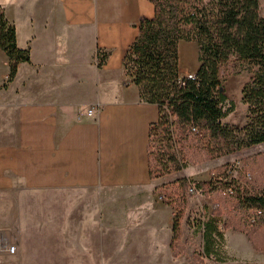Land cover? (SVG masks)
I'll use <instances>...</instances> for the list:
<instances>
[{
	"label": "crops",
	"instance_id": "0c3cea01",
	"mask_svg": "<svg viewBox=\"0 0 264 264\" xmlns=\"http://www.w3.org/2000/svg\"><path fill=\"white\" fill-rule=\"evenodd\" d=\"M152 14L150 0H26L25 30L10 19L16 45L28 48L29 58L7 79L0 50V264L13 254L4 247L17 245L4 214L13 222L19 198L36 193L44 199L101 198L98 214L102 204L121 205L131 215L123 225L136 217L161 225L153 190L166 174L150 178L146 157L158 109L139 99L122 63L139 17ZM182 41L195 42L179 40L178 51ZM197 63H178V70L190 75Z\"/></svg>",
	"mask_w": 264,
	"mask_h": 264
},
{
	"label": "rangeland",
	"instance_id": "374dc122",
	"mask_svg": "<svg viewBox=\"0 0 264 264\" xmlns=\"http://www.w3.org/2000/svg\"><path fill=\"white\" fill-rule=\"evenodd\" d=\"M0 2L5 16L14 18L18 31H24L26 0ZM259 6L264 13V0H259ZM196 54L195 42L182 41L178 63L194 65ZM249 74L246 64L234 55L220 65L226 97L223 107H230L224 122L235 126L244 123L246 106L240 100V88ZM223 173L237 179L242 194L264 192V142L187 162L181 169L166 173L162 184L153 190L156 205L162 207L155 214L161 220L158 227L151 218L138 223L137 217L123 225L131 215L122 213L121 205L102 204L98 214L101 198L44 199L42 193L21 197L13 222L10 213L4 214L11 226L6 232L17 245L2 264H264V248L253 249L247 237L261 243L264 221L252 223L246 228L248 233L225 227L237 223V217L250 209L237 207L236 198L228 195L222 184L211 190L195 184L222 179ZM4 200L10 202L9 198ZM6 209H11L9 204ZM99 222L104 228L100 229Z\"/></svg>",
	"mask_w": 264,
	"mask_h": 264
},
{
	"label": "trees",
	"instance_id": "16d2710c",
	"mask_svg": "<svg viewBox=\"0 0 264 264\" xmlns=\"http://www.w3.org/2000/svg\"><path fill=\"white\" fill-rule=\"evenodd\" d=\"M153 14L140 16L138 32L128 44L122 63L129 81L136 85L141 101L154 103L158 117L148 128L147 172L150 178L181 169L187 162L221 156L264 141V13L259 0H150ZM179 40L197 45V66L190 75L178 70ZM0 50L7 58V79L16 65L29 58L28 48L16 45L14 24L0 4ZM97 58L100 64L105 56ZM234 55L250 71L240 88L245 104L241 126L224 122L230 107L224 108L225 94L219 67ZM198 180L196 186L222 189L236 206L250 211L225 224L246 231L264 221V192L244 193L236 178ZM184 179V177H181ZM228 178V179H227ZM161 185V184H159ZM158 186V185H156ZM154 187V191L156 189ZM160 195V194H159ZM254 209H260L256 214ZM254 216L253 222L248 220ZM254 249H263L264 240Z\"/></svg>",
	"mask_w": 264,
	"mask_h": 264
},
{
	"label": "built area",
	"instance_id": "2783aa9c",
	"mask_svg": "<svg viewBox=\"0 0 264 264\" xmlns=\"http://www.w3.org/2000/svg\"><path fill=\"white\" fill-rule=\"evenodd\" d=\"M91 111H92L91 108H87V109H86V113H90ZM240 186H241V185H240ZM188 189L191 191L192 188L189 186ZM224 191H225L226 193L230 194V193L232 192V187H231V185H228V186L224 189ZM254 212H255L256 214H258V213L261 212V210H260V209H254ZM248 220H249L250 222H253V220H254V216H249V217H248ZM13 250H14V245H13V244H7V245L4 247V251L7 252V253H11V252H13Z\"/></svg>",
	"mask_w": 264,
	"mask_h": 264
}]
</instances>
